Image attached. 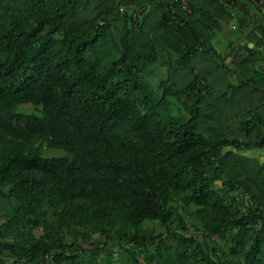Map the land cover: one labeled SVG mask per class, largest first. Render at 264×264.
I'll return each instance as SVG.
<instances>
[{"label":"trees","instance_id":"1","mask_svg":"<svg viewBox=\"0 0 264 264\" xmlns=\"http://www.w3.org/2000/svg\"><path fill=\"white\" fill-rule=\"evenodd\" d=\"M0 264H264V0H0Z\"/></svg>","mask_w":264,"mask_h":264},{"label":"rangeland","instance_id":"2","mask_svg":"<svg viewBox=\"0 0 264 264\" xmlns=\"http://www.w3.org/2000/svg\"><path fill=\"white\" fill-rule=\"evenodd\" d=\"M29 106H30V104L25 105V107H29ZM248 153H249V154H253V150L249 151ZM260 159L262 160L263 157H261ZM192 231H193V230H191V232H192ZM116 256L118 257L119 255L116 253ZM140 261H143L141 257H140Z\"/></svg>","mask_w":264,"mask_h":264},{"label":"water","instance_id":"3","mask_svg":"<svg viewBox=\"0 0 264 264\" xmlns=\"http://www.w3.org/2000/svg\"><path fill=\"white\" fill-rule=\"evenodd\" d=\"M250 45H251V47L253 46V44H252V43H251Z\"/></svg>","mask_w":264,"mask_h":264}]
</instances>
